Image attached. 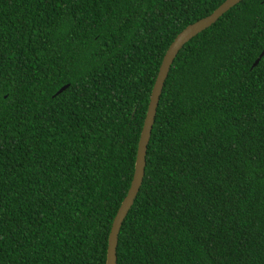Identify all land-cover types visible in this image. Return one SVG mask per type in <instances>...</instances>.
Segmentation results:
<instances>
[{"label": "trees", "instance_id": "obj_1", "mask_svg": "<svg viewBox=\"0 0 264 264\" xmlns=\"http://www.w3.org/2000/svg\"><path fill=\"white\" fill-rule=\"evenodd\" d=\"M224 1L0 0V264H106L164 55ZM263 52L264 0L181 49L118 264H264Z\"/></svg>", "mask_w": 264, "mask_h": 264}, {"label": "water", "instance_id": "obj_2", "mask_svg": "<svg viewBox=\"0 0 264 264\" xmlns=\"http://www.w3.org/2000/svg\"><path fill=\"white\" fill-rule=\"evenodd\" d=\"M241 1L242 0H225L210 14L187 25L182 31L179 32L165 53L155 85L152 90L148 112L140 137L139 148H137L133 178L126 195L117 209L111 225V232L110 236L108 237L106 264H118L119 234L121 233L123 222L128 215L130 208L134 204L144 180L147 164V153L149 151L153 129L157 120L161 97L178 54L192 38L217 22L221 16H223L227 11H229ZM263 56L264 52L262 53L261 57L257 59L255 65L260 63ZM69 86L70 85H65L57 94L62 93Z\"/></svg>", "mask_w": 264, "mask_h": 264}]
</instances>
